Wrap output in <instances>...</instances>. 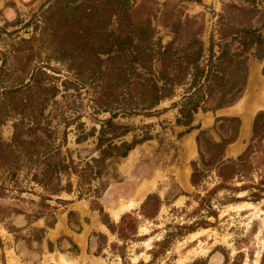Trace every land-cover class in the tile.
Masks as SVG:
<instances>
[{
	"label": "trees",
	"instance_id": "16d2710c",
	"mask_svg": "<svg viewBox=\"0 0 264 264\" xmlns=\"http://www.w3.org/2000/svg\"><path fill=\"white\" fill-rule=\"evenodd\" d=\"M45 1L49 4L39 19H29L23 24L24 28L34 24L28 37L15 35V30L6 31V26L0 27V126L7 122L12 126L8 140L0 134V199L24 200L21 195L25 192L36 195L37 208L30 215L32 221L43 218L45 227H54L56 207L49 201L71 202L59 196L75 190L78 198L84 193H97L91 187L92 182L108 175L114 163L151 139L149 124L137 127L115 119L156 115L158 105L175 96L179 99L170 105L177 111L175 124L186 127L185 132L199 129L195 138L199 159L191 163L190 183L195 188L201 187L212 172L217 183L199 197L196 211L202 213L198 219L175 225L173 231L153 242L150 261L173 238L212 225L209 218L217 213L211 197L216 191H226L220 200L228 203L255 202L264 197V169L257 182L246 169L253 164L258 167V161L264 166V157L252 155L254 140L260 141L264 134V111L255 114L251 142L236 158L224 156L225 146L235 140L236 131L217 142L207 137L204 129L192 125L196 113L214 112L235 103L246 83L249 56L264 58V0H221L222 9L214 29L218 37L214 40L212 33L207 47L201 37L204 21H199L197 16L187 17L185 21L163 18L162 24L173 33L170 40L163 42L149 20L132 18L134 11L129 0ZM90 1L92 26L86 24L79 32L90 30L91 33L58 35L65 28V13L69 12L70 18L80 23ZM47 25L52 30L48 36ZM182 30L190 32L184 42L179 41ZM60 67L73 77L61 80L65 90L70 87L78 90L79 86L88 84L92 113L108 114L96 119L98 127L92 125L86 129L78 116L65 115L64 102L56 98L60 91L56 83ZM223 119L239 122L236 117H217L216 121ZM72 124L75 143L95 138V155L73 158L72 150L66 146ZM138 128L140 133L135 131ZM128 134L130 139H126ZM233 178L239 179L241 185H229ZM245 191L246 195L237 196ZM160 206L159 196L149 193L138 214L153 220ZM96 209L103 213L101 206ZM7 210L24 213L0 204V214ZM137 221L131 213H125L119 225L102 219L123 241L129 238L127 228L130 234L137 233ZM33 231V239L42 243L45 228L35 227ZM147 237L143 235V239ZM47 244L51 250V242ZM190 264H206V260L194 259Z\"/></svg>",
	"mask_w": 264,
	"mask_h": 264
},
{
	"label": "rangeland",
	"instance_id": "374dc122",
	"mask_svg": "<svg viewBox=\"0 0 264 264\" xmlns=\"http://www.w3.org/2000/svg\"><path fill=\"white\" fill-rule=\"evenodd\" d=\"M129 2L134 11L132 18L138 21L149 20L155 27L156 36L162 37L163 42L173 36L169 27L162 24L163 18L167 21L174 19L185 21L187 17L192 16L204 21L201 37L206 47L212 33L214 40H217L218 35L214 29L217 14L222 9L221 0H129ZM48 4L45 0H0V27L6 26V31L15 30V35L28 37L34 24L25 28L23 24L29 19H39V14ZM86 13V15L81 13L80 23L70 18L69 12L65 13L67 17L63 24L65 28L57 34L78 33L85 36L91 33L90 30L79 32L80 27L86 24L92 26L91 1L87 3ZM47 27L48 30L45 32L48 36L52 34V30L49 29L50 25ZM39 31L40 29L37 33ZM262 33L264 34V29ZM189 35V31L182 30L179 41H186ZM263 65L264 58L258 59L250 55L246 83L240 98L228 107L214 112H198L194 115L192 125L204 129L207 137L213 141L219 142L222 138H229L236 131L235 140L225 146L226 158H236L243 152L253 137L252 123L255 114L264 111ZM59 71L60 73L56 74L59 76L56 83L60 86V91L56 98L64 102L65 115L78 116L80 121L85 122L86 129L92 125L97 126L96 119H103L108 114L92 113L89 85L79 86L78 90L72 87L65 90L60 84L61 80H71L73 77L62 67ZM178 99L179 96H175L162 101L157 107L159 113L153 116H118L115 119L137 127L149 124L151 139L138 144L125 158L120 159L119 163H114L108 175L93 181L91 187L97 189V193L94 191L84 193L78 198V192L75 190L59 196L71 202L49 201L56 207L54 227H45L43 218L32 221L30 215L37 208L36 195L25 192L21 195L24 200L12 197L0 199V204L16 207L24 212L16 214L7 210L0 214V264H95L93 254L97 256L98 264H190L199 258L205 259L206 264H264V197L255 202L247 200L228 203L220 200L226 194L222 189L211 197L217 213L216 217L209 218L212 225L206 228L198 227L180 238H173L169 246L163 252H158L150 261L149 249L153 242L168 231H173L175 225L198 219L202 213V210L196 211L199 197L204 196L217 183L215 172L211 173V177L207 178L201 187L195 188L190 183L191 163L199 159L195 140L199 129L193 128L185 132L186 127L175 124L177 111L170 105ZM217 117H236L239 122L224 119L216 121ZM73 127V124L69 127L66 145L72 150L73 158L95 155V138L75 143ZM135 131L140 133L141 129ZM0 134L6 140L11 137V122L0 126ZM130 138L131 134H128L126 139ZM254 144L256 145L252 148V155L255 158L264 157V134L260 141L254 140ZM246 169L251 177L253 176V181L257 182L264 166L258 161V167L253 164ZM244 179L246 182L249 181L248 178ZM229 185L239 186L241 182L233 178ZM149 193H155L161 199L160 209L153 220L143 219L138 214L142 202ZM246 194L245 191L237 196ZM99 206L103 213L96 209ZM68 211H72L73 214L69 216ZM125 213H131L138 220L137 233L130 234L127 228L129 238L126 240H121L118 234L112 233L108 228L105 232L93 229L96 215L101 223L104 219L119 225ZM35 227H44L46 230L42 243L33 239ZM143 235L148 237L143 239ZM47 241L51 242V250Z\"/></svg>",
	"mask_w": 264,
	"mask_h": 264
},
{
	"label": "crops",
	"instance_id": "0c3cea01",
	"mask_svg": "<svg viewBox=\"0 0 264 264\" xmlns=\"http://www.w3.org/2000/svg\"><path fill=\"white\" fill-rule=\"evenodd\" d=\"M244 119H246L244 117ZM244 123H245V120H244ZM115 209V208H113ZM97 218V215L96 217L94 218V221H93V229L94 230H99L100 232H105V230L107 229L106 225L101 223L100 221H98V218ZM93 262H95V264H98L99 260L97 259V256L95 254H93Z\"/></svg>",
	"mask_w": 264,
	"mask_h": 264
}]
</instances>
